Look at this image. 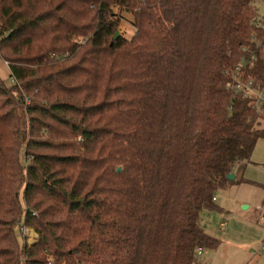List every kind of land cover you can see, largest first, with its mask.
Returning a JSON list of instances; mask_svg holds the SVG:
<instances>
[{
    "label": "trees",
    "instance_id": "1",
    "mask_svg": "<svg viewBox=\"0 0 264 264\" xmlns=\"http://www.w3.org/2000/svg\"><path fill=\"white\" fill-rule=\"evenodd\" d=\"M255 5L0 0V264H200L219 248L202 214L264 138L228 90L264 39Z\"/></svg>",
    "mask_w": 264,
    "mask_h": 264
},
{
    "label": "rangeland",
    "instance_id": "2",
    "mask_svg": "<svg viewBox=\"0 0 264 264\" xmlns=\"http://www.w3.org/2000/svg\"><path fill=\"white\" fill-rule=\"evenodd\" d=\"M255 7L257 17L264 19V0H256ZM116 12L119 13L118 9ZM122 18L120 35L131 39L135 32L133 18L126 11L122 12ZM0 79L11 86L10 70L1 55ZM253 153L239 179L217 193L218 209L202 214L204 230L221 245L216 251L205 250L200 264H264V253L253 256L264 242V219L261 220L258 212L264 204V138L257 143ZM244 207L248 209L244 210ZM223 223L227 224L226 230L221 228ZM21 235L18 229L16 236L23 244ZM26 242L33 243L30 235Z\"/></svg>",
    "mask_w": 264,
    "mask_h": 264
},
{
    "label": "built area",
    "instance_id": "3",
    "mask_svg": "<svg viewBox=\"0 0 264 264\" xmlns=\"http://www.w3.org/2000/svg\"><path fill=\"white\" fill-rule=\"evenodd\" d=\"M255 28L264 31L263 24L260 20L255 22ZM262 66L264 69V39H260L258 35L252 36L250 45L243 47L241 58L237 65L228 70L227 75L230 78L228 90L234 95L241 96L247 99L254 109L255 114L261 123V129L264 130V76H260L258 68ZM217 202V196L213 198ZM258 212L264 219V204L258 208ZM227 224L223 223L221 228L226 230ZM23 236L30 235L32 242L37 239V235L33 231L22 227ZM259 253H264V242L256 256ZM203 252L200 250L197 253V259L200 260Z\"/></svg>",
    "mask_w": 264,
    "mask_h": 264
},
{
    "label": "water",
    "instance_id": "4",
    "mask_svg": "<svg viewBox=\"0 0 264 264\" xmlns=\"http://www.w3.org/2000/svg\"><path fill=\"white\" fill-rule=\"evenodd\" d=\"M119 35H120V33H118V34L116 35V38H118ZM117 172H118V173H121V168H118V169H117ZM234 179H235V175H234V174L228 176V180H229V181L232 182ZM247 209H248V207H244V210H247Z\"/></svg>",
    "mask_w": 264,
    "mask_h": 264
},
{
    "label": "crops",
    "instance_id": "5",
    "mask_svg": "<svg viewBox=\"0 0 264 264\" xmlns=\"http://www.w3.org/2000/svg\"><path fill=\"white\" fill-rule=\"evenodd\" d=\"M261 220H262V217H261ZM263 221V220H262ZM258 252V251H257Z\"/></svg>",
    "mask_w": 264,
    "mask_h": 264
}]
</instances>
